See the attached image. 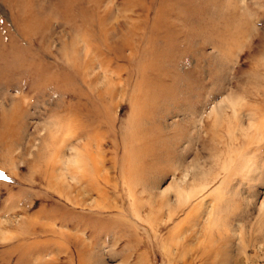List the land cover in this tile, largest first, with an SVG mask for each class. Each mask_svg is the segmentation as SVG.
I'll use <instances>...</instances> for the list:
<instances>
[{
	"label": "rangeland",
	"instance_id": "374dc122",
	"mask_svg": "<svg viewBox=\"0 0 264 264\" xmlns=\"http://www.w3.org/2000/svg\"><path fill=\"white\" fill-rule=\"evenodd\" d=\"M0 264H264V0H0Z\"/></svg>",
	"mask_w": 264,
	"mask_h": 264
}]
</instances>
